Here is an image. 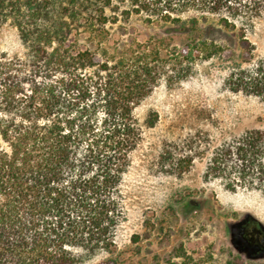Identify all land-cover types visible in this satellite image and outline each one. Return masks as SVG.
<instances>
[{"label": "trees", "instance_id": "1", "mask_svg": "<svg viewBox=\"0 0 264 264\" xmlns=\"http://www.w3.org/2000/svg\"><path fill=\"white\" fill-rule=\"evenodd\" d=\"M56 1L0 0V28L16 13L27 50L24 60L0 58V264H118L128 221L124 183L142 140L136 108L173 81L175 66L188 73L198 60L230 57L209 38L223 29L243 49V70L232 72L231 84L264 101L263 30L257 35L264 0H130L112 16V0H65L55 14ZM134 15L160 32L144 42L121 39L110 52L105 27ZM80 27L95 50L73 46ZM232 156L243 178L264 189V130L244 131L209 166L222 171ZM175 257L181 261L168 264L214 259H196L183 245ZM224 264L246 263L229 252Z\"/></svg>", "mask_w": 264, "mask_h": 264}, {"label": "rangeland", "instance_id": "2", "mask_svg": "<svg viewBox=\"0 0 264 264\" xmlns=\"http://www.w3.org/2000/svg\"><path fill=\"white\" fill-rule=\"evenodd\" d=\"M62 2L57 0L51 12L65 8V0ZM128 7L130 0H112L106 13L120 14ZM8 16L0 28V58L24 60L27 50L14 24L16 13ZM260 22L257 35L264 33V20ZM105 29L109 31L106 43L110 52L121 39L144 42L160 32L135 15L126 25L109 24ZM82 30L74 31L71 40L78 39L73 46L95 50L97 44L86 39ZM209 38L227 47L230 57L198 60L188 73L182 71L185 64L175 66L179 73L173 81L164 80L135 110L142 140L131 154L124 183L128 221L114 255L118 264L180 262L175 257L180 245L196 259L213 254V262L206 264H224L229 252L237 256L228 244L227 222L251 212L264 223V189L257 179L243 178L240 157H227L222 171L209 166L214 154L235 146L244 131L264 130V101L231 84L232 72L243 70V49L236 44L233 32L212 31ZM168 66L173 71L174 65ZM155 115V125L150 126Z\"/></svg>", "mask_w": 264, "mask_h": 264}, {"label": "water", "instance_id": "3", "mask_svg": "<svg viewBox=\"0 0 264 264\" xmlns=\"http://www.w3.org/2000/svg\"><path fill=\"white\" fill-rule=\"evenodd\" d=\"M249 219L258 221L264 228V223L255 215L251 212H244L237 219H231L227 222L228 244L231 251L235 255L240 256L244 261L250 263L263 262L264 250L258 253L257 251H259V249L250 245L244 235L242 225Z\"/></svg>", "mask_w": 264, "mask_h": 264}, {"label": "flooded vegetation", "instance_id": "4", "mask_svg": "<svg viewBox=\"0 0 264 264\" xmlns=\"http://www.w3.org/2000/svg\"><path fill=\"white\" fill-rule=\"evenodd\" d=\"M190 204L192 205L194 202H191ZM242 227L248 243L257 247L259 249V251H257L258 253L264 250V228L262 225L258 221L249 219L242 225Z\"/></svg>", "mask_w": 264, "mask_h": 264}]
</instances>
